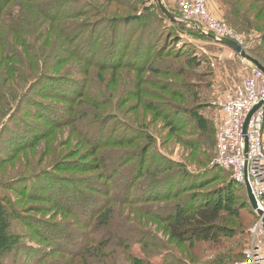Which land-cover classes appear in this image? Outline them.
<instances>
[{
	"label": "rangeland",
	"instance_id": "obj_1",
	"mask_svg": "<svg viewBox=\"0 0 264 264\" xmlns=\"http://www.w3.org/2000/svg\"><path fill=\"white\" fill-rule=\"evenodd\" d=\"M161 1L171 13L179 17L180 7L178 0ZM17 2L19 7H22L25 12L23 20L29 22V30H32L34 35L37 36L36 42L42 51L44 59L42 63L44 68L41 73H44L45 77L56 75L54 74L55 70L53 67L57 60H61V67H59L60 70H56L58 73L56 76H59L58 78L66 77L69 80L79 81L80 83H82V81H89L91 86L95 88L93 100L100 99L98 88L101 87L103 89L105 87L108 91L109 98L113 99L117 104L116 106L112 104L110 107L103 110L104 113H108L104 115L116 116L117 114L121 116L122 120L129 121L141 128H147L151 131V135L154 138L152 141H154L155 144L152 142L154 145H151L150 141L145 142L151 145V150L147 151L146 154L147 161L146 163L144 162L146 168H148L146 171L142 172L145 174L135 178L138 173L137 167H139V164H137L135 160L130 162V160L126 158L128 155L141 149V146L140 149L137 147L139 143H136L137 145H127L126 147L122 146L119 147L120 149L104 151L102 153L103 163L99 166L98 157L93 155L91 145L82 141L81 136L78 135L68 123L64 121L57 122L55 130H51L52 123H47L45 120V124H37L44 132L47 131L48 135L46 134L43 136L33 147L21 153L9 164L6 163V166L1 167L0 181L13 179L16 173L23 170H32L35 166L64 163L66 172L73 178L70 177L69 184L64 182L65 185L59 182V180H56V187L61 189L60 192L62 191V193L67 191L68 198L75 196L73 194H80V198L82 199L73 200L69 202L70 205L76 207L82 215H86L89 210L98 208L100 205L103 207L105 206V210H103L105 212L98 220H95L91 226V229H93L91 245L85 248L84 255L81 257L78 256L75 259L69 258L68 262L67 256L55 251L54 247L48 244L47 241H41L42 238L43 240L45 239V233L40 232L41 237H35V235L31 233L32 230L30 227H24L17 218L4 210L5 212L1 213L2 216H0V221L4 222L2 226L4 225L6 228L5 230L0 229V235L3 233L2 231H4V234H6V236L8 235L12 241L14 240L13 235H19L21 239L19 244L23 246V248L20 252H6V248L9 246V243H6L7 247L0 250V264H69L70 262L72 264H85L87 260L92 264H114L115 262H117V264H133V262H138L134 261L129 255L146 260L148 263L162 264L163 258L152 254L153 248L150 244L153 240L156 242L155 246L158 241L160 243H166L175 253L187 258L186 245L182 246L175 244L173 241L171 242L166 226L159 223L157 218H160L158 216L167 215L168 213H166L167 211L165 210L169 209L172 204L177 203V205H182L181 203L183 202V204H186L193 196L198 200L209 196L207 202L214 199L213 193L223 180L222 178L216 177L217 174L214 171H211L209 175L202 172L204 168L211 164L209 161L210 155L203 153L198 148H194L197 140L193 138V135L196 136V134L193 132V128L190 127V122L192 120L194 122L195 117L192 115V112L203 116L209 121L213 129L212 131L214 132L215 140L212 156L215 157V152H217L216 136L221 125L224 124V121L220 111L218 108L212 106V103L223 97L227 92H234L241 83V80L247 75L249 66L241 63L240 59L232 51L216 50L217 48L212 46L209 42L188 34L184 36V40L195 49L198 57L202 55L206 58L208 61V65L206 64L207 66L203 65L200 68H196L195 62L192 61L189 62L191 66H184L179 58L175 60L172 58L173 54L167 57H164L163 54H161L162 56H158V50L162 52L165 45L162 47L159 44L155 46V42H153L150 48L151 55L144 61L151 62V60H153L151 62L153 63V67H158L160 71H163L165 68H170L172 72L183 69L189 74L187 78H175L170 74L168 76H155L151 73L144 74L146 68L141 71H132L130 68H127L129 67L128 63H134L135 65V61L137 59L140 60V56L143 57L142 59H145L146 48L144 46L140 47L142 54L135 53V58L131 59L132 63L128 60L129 55L127 58V54H124L122 57L123 63L118 69L103 68L100 67L102 63L101 59L103 53L108 49L107 45L109 44V40L106 39L109 38V35L105 33L107 26H104L105 22H102L101 19L103 16L110 18L114 12L117 17L120 18L126 15V13H132L130 9L136 10L137 5L124 7L122 5L124 0H117V2L114 0H37V7L43 11V15L32 8L27 1L18 0ZM205 3L208 13L215 20L226 25L231 30L233 29L228 25L229 23L226 19L224 4L229 10L232 9L237 16H244L247 18L256 29H264V2L247 0H205ZM158 8L156 0H144L139 10H136L134 14L137 16L141 15L140 17L144 19V16L148 14L145 13L146 9L152 14H157ZM84 11L86 13L81 14ZM51 14H54L53 17H57V19L48 18L52 16ZM71 14L75 15V17H70ZM148 17L152 16L148 14ZM71 21H76L78 23L77 30H79V26H85L86 28L96 30L91 33L82 34L81 36H84L82 40L75 39L71 41L73 33L67 31L69 27L68 23ZM162 21L168 26L169 21L166 17L162 19ZM195 24L201 28L203 27V25L198 22ZM89 25L90 27H88ZM121 25L118 24L117 35L115 36L120 40L122 38V32L124 31ZM186 26L187 29L191 27L189 25ZM17 28H20V21ZM21 29L22 27L20 30ZM7 30L0 28V44L3 46L10 40L13 45L20 48L24 55H26L25 59L28 65V74H31V77L37 76L38 71L34 72L29 68L30 61L28 55L25 54L26 50L24 51V47L21 48L19 42L16 43V37L9 33L10 30ZM234 32L241 36L246 43H252L256 39L263 41V37L259 32ZM158 33L160 34L162 32L158 30ZM159 34L156 36H159ZM25 37L28 38V35H25ZM174 44L177 46V49L181 48V44ZM260 44L255 46V48ZM73 45L75 46L72 50ZM7 47L8 46L4 47V51H6L5 55H9L8 58H6V56L4 57L3 53L0 52V87L4 90H8L10 93H15L17 86L11 76L15 74L18 76L20 73L23 74L26 66L24 63L22 65L19 60H16V58L10 55L13 47H9V49ZM134 48L135 46L131 43L129 52L133 51ZM164 48L172 53H174L173 51L176 49L168 46ZM32 49L30 44V54L33 53L31 52ZM92 49L94 50L93 53L91 52ZM70 50L72 51V55L73 53L75 54V57H72L70 60H64ZM186 51L191 52L192 49L187 48ZM84 53H92L88 58L89 62L82 59L81 56ZM213 53L218 54L216 61L214 60ZM156 54L158 57H156ZM124 63L125 65L127 64L126 67L123 66ZM141 63H143V60ZM141 63L139 62L138 64ZM109 64L112 67L113 62H109ZM182 66L188 70L184 69ZM13 68L16 69L13 71ZM197 75L204 76L201 82L196 79ZM143 78L145 79L146 84L144 85L146 86H149L147 82L151 81L157 82L158 85L161 84V93L167 96V98L156 100L151 98L152 95L150 94L151 97H149L148 100V102H150L145 104V101L140 99L141 96L136 99L133 94H128L127 96L123 95L126 90L129 89L128 86H130L131 90L135 89L134 81L140 79L143 83ZM44 80L45 78L42 79V82ZM132 82L133 85H129L130 83L132 84ZM185 85H190L198 91L197 97L200 101L197 104L199 105L198 107H191L188 104V100L185 101L181 98V100H178L168 93L172 92L174 95H181ZM144 89L146 94H148V90H150V92L153 90H147L145 86ZM60 90L62 89H57L55 87L52 89V86L47 82V84L39 86L35 95L45 101L46 105H54L61 111L59 112L61 114L68 111V107L67 104L60 101L59 98H55L58 94L57 92ZM45 95L47 96L46 98ZM117 106H119L118 110ZM156 106L160 109H156ZM158 110H160V112H158ZM166 111L171 113L172 116L176 115V111H178L177 117L182 119L184 124L188 125L186 127L184 126L183 130L170 134L169 126L172 122H170V120L166 121V118L163 119L161 117ZM59 113L55 112V115L60 116ZM32 118L34 122L37 121L35 116L32 115ZM41 120L42 119H40V121ZM18 127L21 126L18 124ZM29 127V129L37 131L35 125ZM88 127L89 126H87V128L83 127L82 129L84 130V134L91 140L90 137L92 133L88 130ZM20 132L22 133V131ZM3 137L8 141V139L13 136L4 133ZM14 145L15 144H12L11 146L7 144L3 149L11 150ZM206 145L208 152H211L209 145ZM135 157L136 155H134V159H137ZM160 163L162 164L161 166H159ZM24 164L25 167L22 169L21 167L24 166ZM106 176L108 177V181ZM132 177L134 179H132ZM73 179L81 180V182L89 187L85 194L78 189L76 191L73 190L71 186V183L75 182ZM106 182L107 184H105ZM168 184L169 186L171 185L168 193H174L175 190H180V194L174 197L170 196L166 201L161 202L141 200L145 199V197H156L159 193L165 194ZM200 184H203L204 187H199ZM241 187H244V185H241ZM94 188L99 190H95ZM242 193V191H239L240 195H242ZM12 194L16 198V194L13 192ZM100 196H105L106 198H99ZM95 199H97L98 202H96ZM136 199H140L141 201H136ZM16 202L18 209L21 211L28 212V210L25 209H32L28 212L32 214V216L45 221L47 224L58 223L57 234L50 230L49 233L45 235H50L52 237L62 235L64 239L56 241L59 245H63L62 248H65L66 245L68 246L72 241L74 245H77L80 241L82 228L76 224V220L70 217L69 214L63 216L64 218H60L59 213L52 217L50 216L52 212L48 208H42L45 211L37 213L35 207L41 205L40 199L24 200L19 197ZM36 209H38V207ZM46 211H48V213H46ZM8 215L10 216L8 217ZM247 229L243 236L245 242L242 251H244L248 241V236H246ZM73 236L74 238L71 239ZM137 237L141 242L137 241ZM84 238L90 240L88 235H84ZM100 241H105L102 242L101 247H99ZM219 246L220 245L211 249L215 251L219 250ZM155 253L159 254L160 250H155ZM195 260L199 261L198 259Z\"/></svg>",
	"mask_w": 264,
	"mask_h": 264
},
{
	"label": "trees",
	"instance_id": "obj_2",
	"mask_svg": "<svg viewBox=\"0 0 264 264\" xmlns=\"http://www.w3.org/2000/svg\"><path fill=\"white\" fill-rule=\"evenodd\" d=\"M17 1L18 0H0V28L6 30L9 29L10 31H7H9V33L16 37V43L19 42L21 48L24 47V51L26 50L25 54L28 55V59L30 61L29 68L34 72L38 71V75L35 77H31V74H28V65L25 59L26 55H24L20 48H17L15 45H13L8 39L7 40L9 42L7 44L3 46L0 44V52L3 53L4 57L6 56V58H8L9 56L8 54L5 55L6 51H4V47L8 46V49L9 47H13L10 55L16 58V60H19L22 65L24 63V65L26 66L25 70L23 68V74L20 73L18 76L17 74L11 76L12 79H14V81L16 82L15 85L17 86V90L15 93H10L8 92V90H4L0 87V168L9 164L24 151L29 150L35 145V143L39 142L42 137L47 134V131L44 132L37 124H45L46 121L47 123H52L51 130H55L56 123L64 121L65 123H68L71 128L77 132L78 135L81 136L82 141L91 145L93 155H96V157H98L99 166L103 163L102 153L104 151H108L111 149H120L119 147L122 146L126 147L127 145H137L136 143H139L137 147H139L140 149L141 146V149L137 152L135 151L131 155H128L126 159L130 160V162L135 160L137 161V164H139L140 170L139 167H137L138 173L135 178L145 174L142 172L146 171V169L148 168H146L144 164V162L146 163L147 161L146 154L147 151L151 150L150 146L154 143V141H152L154 138L151 135V131H149L147 128L138 127L137 125L132 124L129 121L122 120L121 116L117 114L116 116L104 115L108 113H104L103 110H105L107 107H110L112 104L116 106L117 102L109 98L108 91L105 89V87L103 89L101 87L98 88V95H100V99L93 100L95 88L91 86V83L89 81H82V83H80L79 81L69 80L66 77L58 78L59 76H56L58 75L56 70H60L59 67H61V60H57L55 66L53 67V69L55 70L54 74L56 75H49L48 77H45L44 73H41L44 68L42 66L44 59L42 51L38 47L36 42L37 36L34 35L32 30H29V22H27V20H23L25 12L22 7H19ZM24 1H27L32 8L38 11V13L43 14V11L38 9L37 7V0ZM114 1L117 2V0ZM247 1L264 2V0ZM143 2L144 0H124L122 5L124 7L129 5H137L136 10H139V7L143 4ZM224 6L226 19L229 23L228 25L234 31H236L237 33L259 32L262 35L263 41H261V44L253 51L249 52V55L264 67V29H256L254 26H252V23L247 18H245L244 16H237L232 9L229 10L225 4ZM136 10L130 9L132 13H126V15L120 18H118L116 13L114 12V14L110 16V18L103 16V18L101 19L102 22H105L104 26H107L108 28H106L105 33H108L109 35V38L106 39L109 40V44L107 45L108 49H106V51L103 53L101 59L102 63L100 67L118 69V67H120L123 63L122 57L124 54H127V58L129 55L128 60L130 63H132L131 59L135 58V53L142 54L140 47L144 46L146 48L145 59H142L143 57L139 55L140 60L137 59L135 61V65L134 63H132L133 66L132 64L128 63L129 67L127 68H130V70L132 71H141L146 68V72H144V74L151 73L155 76H168L170 74L172 77L184 79L187 78L189 74L186 73L183 69L172 72L170 68H165L163 69V71H160L158 67H153V63H151L153 60L150 59L151 62H144L147 60L148 56L151 55L150 48L152 47L153 42H155V46L159 44L161 47L165 45L164 47L168 46L174 48L177 47L174 43L181 44V48H176L173 51L174 53L169 52L168 50H166V48L163 47L164 51L163 49L162 52L161 50H158V56H162L161 54H163L164 57H167L172 56L171 54H173L172 58L174 60L179 58L183 62L184 66H191V64L189 63L190 61L195 62L196 68H200L203 65L207 66L208 61L202 55L198 57L195 49L192 46L188 45L187 41L184 40L185 35H194L196 38L209 42L214 47H221L202 36L196 29L192 27H189L190 29H187L186 24H181L179 22L171 23L168 20L169 22L167 26V24L162 21V19H164L165 17L163 16L159 8L157 9V14H152L146 9L145 13L150 14L152 17H148V14H146L144 16V19L140 17L141 15L137 16L136 14H134ZM85 11L81 14L86 13ZM53 16L54 14L48 18L57 19V17ZM70 17H75V15L71 14ZM19 21L20 28L22 27V31L20 30V28H17ZM118 24H122L121 26L122 28H124L121 40L115 37L117 35ZM68 26L69 27L67 31L73 33V38L71 39V41L75 39L82 40L84 39V36H81L82 34L91 33L96 30L92 28H86L85 26H79V30H77L78 23L76 21L69 22ZM88 27H90V25ZM158 30L162 33L159 34ZM76 34L79 36H77ZM157 34H159V36H156ZM25 35H28L30 41L27 37H25ZM131 43L135 46V48L133 49V51L129 52ZM30 44L31 48H33L31 51L33 52L32 54L29 53ZM74 46L75 45H73L72 50ZM187 48H191L192 51H186ZM93 51L94 50L92 49L91 52L93 53ZM91 54L84 53L81 57L86 62H89L88 58L91 56ZM73 55L71 50L68 51V54L67 56H65L64 60H70L72 57H75L74 53ZM158 56L156 54V57ZM214 58V60L216 61L217 57L214 56ZM141 59L143 60V63H141ZM109 62H113L112 67ZM139 62L141 64H138ZM123 66L126 67L127 64L125 65L124 63ZM184 66L182 67L186 69ZM15 69L16 68H13V71ZM202 77L204 76L197 75L196 79L201 82ZM43 78H45V80L42 82ZM140 81V79L134 81L135 89L131 90L130 86H128L129 89H127L123 95L127 96L128 94H133L135 95L136 99L141 96L140 99L144 100L145 104L150 102H148V100L151 95V98H154L156 100L167 98V96L162 95L161 93V84L158 85L157 82L151 81L147 82L149 86H146L144 85L146 84L144 78L143 83L142 81ZM47 82L52 86V89L53 87L62 89L57 92V96H54L55 98H59L60 101H63L67 104L68 111L60 114L59 112L61 111L54 105H46L45 101L41 100L40 97L35 95V92L39 88V86L45 85L47 84ZM129 85L132 86L133 82ZM144 86L145 88H147V90L153 89L152 92L148 90V94H146ZM168 93L178 100H188V104L191 107L199 106L197 105L200 102L197 97L198 91L190 85H185V88L183 89L181 95H174L172 94V92ZM46 97L47 96L45 95V98ZM118 109L119 106H117V110ZM156 109L160 108L156 106ZM55 112L59 113L60 116L55 115ZM158 112H160V110H158ZM177 112L178 111H176V115L172 116L171 113H168V111H166L161 116L163 119L166 118V121L170 120V122H172L169 126L170 134H174L175 132L177 133L179 130H183L184 126L186 127L188 125L184 124V121L177 117ZM32 115L37 118V121H33ZM192 115H194L195 117L194 122L193 120L190 122V127L193 128V132L196 134V136L193 135V138L198 142H195L196 146H194V148H198L203 153L210 155V160H208L211 164L204 168L202 172L209 175L211 171H214L217 174L216 177L222 178L223 181L220 185H218V187H216V191L213 193L214 199H212L211 201L207 202L209 196L203 197L201 200H198L193 196L192 199H189L187 201V205L183 204L184 202L181 203L184 206L174 203L172 204L173 207L171 206L169 209L165 210L167 211L166 213H168L167 215L158 216L161 219L157 218V221L159 223H162L166 226L171 242L173 241L177 245H186L185 247L187 249V258L175 253L173 249H170L169 245H167L166 243H160L158 241L157 245L155 246L156 242H154V240L150 244V246L153 248L152 254H155L154 256L157 257H162V264H237L243 259L242 250L245 242V239L243 238L245 230L254 225V223L257 221V215L250 207L245 188L236 185L231 180L230 173L225 172L218 167L212 166V163L216 157V152L215 157L212 156V149L214 148L215 140L214 132L212 131L213 129L210 126L209 121L206 120L203 116L195 114V112H192ZM40 119L42 120L40 121ZM18 124L21 127H18ZM31 125H35L37 131L29 129V126ZM87 126H89L88 130H90L92 133L90 137L91 140L84 134V130L82 129L83 127L87 128ZM20 131L25 134H22ZM4 133L11 134L13 137L8 139L7 141L5 137H3ZM147 141H150L151 145H149V143H145ZM143 143H145L146 145ZM7 144H10L11 146L12 144L15 145L11 150L3 149V147H5ZM206 144H208L211 148V152H208ZM134 155H136L135 158L137 159H134ZM161 165L162 164L160 163L159 166ZM24 167L25 164L21 168L24 169ZM70 177L71 176L66 172V166L64 163H55L51 165H39L38 167L35 166L32 170H23L16 173L13 176V179L0 181V216H2L1 213L5 211L8 212V214H11L15 218H17L20 224L22 223L21 225H23L24 227H30L32 230L31 233L35 235V237H41L40 232L48 234L50 230L54 231L55 234H57L59 224H47L45 221L32 216V214L28 213L32 209H25L28 210V212L18 209L16 201L19 197L23 198L24 200L40 199L41 205L37 206L38 209H36L37 207H35V211L37 213H40V211H45L43 209L48 208L52 212V215H50L52 217L58 215V213L60 215V218L69 214L70 217L76 220V224L81 226L82 228V236L77 245H74L72 241L68 246L66 245L65 248H62L63 245H59L58 243H56V241L64 239L62 235L52 237L50 235L47 236L44 234L45 239L43 240L42 238L41 240L42 242L47 241L48 244L54 247L55 251H58L61 254L67 256L68 262L69 258L75 259L78 256L81 257L84 255L85 248L91 245L93 236V229H91V226L93 222L95 220H98V218L105 212L103 211L105 210V206L103 207L102 205H100L98 208L89 210L86 215H82L79 210L76 209V207L70 205L69 202H72L73 200H82L80 198L81 195L73 194L75 196L68 198L67 191L65 193H62V191L60 192L61 189L56 187V180H59V182L62 183L65 182L66 184H69V180L73 178ZM106 178L108 181L107 176ZM132 179L134 178L132 177ZM73 180L75 181L71 183L73 190L76 191L78 189L80 190V192H84L85 194L86 190L89 187H87L85 183L81 182V180ZM65 183L63 185H65ZM105 184H107V182ZM167 186L168 188L166 189L165 194L159 193L156 197H145V199L141 200L161 202L166 201V199H168L170 196L174 197L180 194V190H175L174 193H168L171 185L169 186L168 184ZM199 187L203 188L204 185L200 184ZM94 189L99 190L97 188ZM239 191L243 192L242 195L239 194ZM12 192L16 194V198L14 197ZM99 198L106 197L100 196ZM95 200L96 202H98L97 199ZM141 200L136 199V201ZM46 213H48V211H46ZM9 216L10 215H8V217ZM2 223L4 222L0 221V229L5 230L6 227L4 225L2 226ZM2 232L3 233L0 235V250L5 249L7 247L6 243H9L8 248H6V252H20L23 248V246L19 244V241L21 240L20 236L13 235L14 240L12 241L11 238L8 237V235L6 236V234H4V231ZM84 235H88L90 237V240L84 238ZM73 238L74 236L71 237V239ZM137 241L141 242L139 241L138 237ZM100 242L101 243H99V247H101L102 242L105 241ZM218 245H220L219 250L215 251L211 249L213 247L216 248ZM155 250H160V253L156 254ZM129 256L134 261H138L133 262V264H153L151 262L148 263L146 260L138 259L135 256ZM195 259H198L199 261ZM85 264L92 263L87 260ZM114 264H117V262H115Z\"/></svg>",
	"mask_w": 264,
	"mask_h": 264
},
{
	"label": "built area",
	"instance_id": "obj_3",
	"mask_svg": "<svg viewBox=\"0 0 264 264\" xmlns=\"http://www.w3.org/2000/svg\"><path fill=\"white\" fill-rule=\"evenodd\" d=\"M178 3L180 20L186 25L198 22L206 32L233 41L248 55L261 43L260 39L246 43L233 30L215 20L208 13L205 0H178ZM239 59L249 66L247 75L234 92H227L212 103L224 121L216 136L217 152L212 166L229 172L236 185L247 183L256 203L257 221L246 231L248 241L243 259L237 264H264V74L248 61ZM259 104L261 106L250 117L244 133L250 112Z\"/></svg>",
	"mask_w": 264,
	"mask_h": 264
},
{
	"label": "water",
	"instance_id": "obj_4",
	"mask_svg": "<svg viewBox=\"0 0 264 264\" xmlns=\"http://www.w3.org/2000/svg\"><path fill=\"white\" fill-rule=\"evenodd\" d=\"M157 5L159 7V10L161 11V13L171 22V23H176L179 22L181 24H186L184 22H182L180 20V17L175 16L173 13H171L163 4V2L161 0H156ZM189 26H191L192 28L196 29L202 36H204L205 38H207L208 40H210L211 42L221 46V47H225L228 50L232 51L237 57L242 58L246 61H248L249 63H251L254 67H256L257 69H259L263 74H264V67L262 65H260L256 60H254L253 58L250 57V55L246 54L244 51H242V49L233 41L228 40V39H221V38H217L214 35L206 32L204 29H202L201 27H199L198 25H196L195 23H189ZM262 104V103H261ZM261 104L257 105L256 107H254L252 109V111L250 112L245 125H244V133L246 131V127L247 124L249 122L250 117L252 116V114L261 106ZM245 190H246V194L248 197V201L250 204V207L252 208L253 211H256L257 207H256V203L254 200V197L251 194L250 188L248 186L247 183H245L244 185ZM263 225H264V218L262 219Z\"/></svg>",
	"mask_w": 264,
	"mask_h": 264
},
{
	"label": "crops",
	"instance_id": "obj_5",
	"mask_svg": "<svg viewBox=\"0 0 264 264\" xmlns=\"http://www.w3.org/2000/svg\"><path fill=\"white\" fill-rule=\"evenodd\" d=\"M211 45H212V44H211ZM212 46H213V45H212ZM215 47L217 48V49L215 48L216 50H220V49H221V50H228L227 48L225 49V47H218V46H215ZM221 50H220V51H221ZM213 54H214L215 57L218 56L217 53H213ZM219 58H221V57H219Z\"/></svg>",
	"mask_w": 264,
	"mask_h": 264
}]
</instances>
